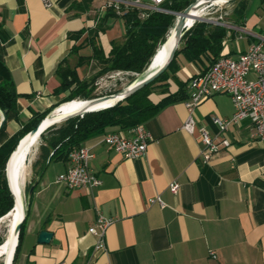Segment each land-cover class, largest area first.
Masks as SVG:
<instances>
[{
	"label": "crops",
	"instance_id": "0c3cea01",
	"mask_svg": "<svg viewBox=\"0 0 264 264\" xmlns=\"http://www.w3.org/2000/svg\"><path fill=\"white\" fill-rule=\"evenodd\" d=\"M46 1L0 0V61L19 95L21 121L67 95V90L55 89L68 70L78 80L95 75L96 61L81 60L91 55L90 31L101 27L93 42L104 56L111 41L122 40L121 19H103L104 0ZM229 25L219 54L235 58L264 37V0H252L241 24ZM206 66L204 58L197 66L178 56L175 71L150 99L157 102L176 91V81L185 82ZM184 100L163 106L142 122L150 140L141 157H122L100 134L85 139L81 145L92 154L88 168L100 180L89 191L55 182L70 165L68 159L45 161L14 264H264V142L252 136L246 119L222 131L212 123L214 115L232 114L225 93L194 107V130L187 133L181 129L187 116ZM199 127L228 141L205 163L199 155ZM18 128L13 119L7 121L8 134ZM170 181L179 185L176 194L167 188ZM156 195L163 206L150 202ZM96 210L115 217L105 230L102 250L93 248L95 237L87 232ZM40 230L51 233L47 243L37 242Z\"/></svg>",
	"mask_w": 264,
	"mask_h": 264
},
{
	"label": "trees",
	"instance_id": "16d2710c",
	"mask_svg": "<svg viewBox=\"0 0 264 264\" xmlns=\"http://www.w3.org/2000/svg\"><path fill=\"white\" fill-rule=\"evenodd\" d=\"M191 1L193 0H164L160 5L163 11L144 10L143 16H140L142 11L134 7L121 8L120 14H116L110 7H106L103 19L107 15H112L119 17L122 21V40L120 42L111 41L109 50L104 56L99 46L93 42L95 33L97 30H101V27L98 26L90 31L91 55L80 59L82 61L89 59L96 61L98 70L95 75L88 80H78L73 76V71L68 70L66 75L61 76V83L55 89V92L67 90V95L48 109L40 112L31 111V115L25 121L18 118L16 99L19 95L15 92L14 86L9 80L7 68L0 61V109L6 111L5 123L0 128V218L11 211V200L3 179V166L18 138L59 103L94 96L91 94L92 82L97 76L107 71H125L135 74L143 71L155 49L162 44L172 27L175 18L174 12L181 11ZM247 1L237 0L231 11L224 17V20L217 21L239 26L245 14ZM226 30L227 28L224 25L215 24L211 21H194L180 40L174 57L166 69L153 81L111 107L85 113L81 117L67 119L41 133L38 154L30 164L32 177L25 186V191L33 178L41 173L45 161L66 160L69 151L80 146L85 139L112 131L109 130L112 128L126 129L142 123L155 115L163 106L187 98L188 94L185 89L187 81H176V91L166 94L157 102H153L149 95L153 92L154 86L165 84L169 77L168 73L175 71L178 56H182L187 62L195 63L197 66H201L202 58H204L207 61V66L201 70L203 72L219 56ZM10 119L16 121L19 128L8 134L6 123ZM22 226L23 223L19 240L22 234ZM2 241L3 236L0 235V244ZM17 249L18 245L12 264H14Z\"/></svg>",
	"mask_w": 264,
	"mask_h": 264
},
{
	"label": "built area",
	"instance_id": "2783aa9c",
	"mask_svg": "<svg viewBox=\"0 0 264 264\" xmlns=\"http://www.w3.org/2000/svg\"><path fill=\"white\" fill-rule=\"evenodd\" d=\"M104 1L105 7H110L116 14H120L121 8L134 7L142 11L140 16H143L144 10L163 11L160 5L164 0ZM44 3L47 5L46 0ZM208 21L230 27L229 24L215 19H208ZM242 32L240 30L237 37H240ZM249 72L254 74L253 78L246 77ZM186 87L189 93L183 104L186 107L187 116L181 129L192 133L195 125L192 115L194 107L215 93H225L231 100L232 114L228 118L214 115L211 117L212 123L219 131H222L246 119L252 128V136L259 142H264V37H258L255 42L249 43L245 50L239 52L235 58L219 54L203 72H196L189 77ZM197 131L201 143L199 155L204 163L221 147L228 145L226 139L212 137L204 127H199ZM100 138L113 151L128 159L141 157L150 140L143 123L123 130L101 133ZM91 157L92 154L85 146L80 145L71 149L68 153L70 165L56 176L55 182L69 189L80 188L85 191L98 186L99 178L88 168V160ZM167 188L170 193L176 194L179 185L176 181H170ZM150 202L163 206L157 195L151 198ZM114 219L115 217L105 216L96 210L93 223L87 227V232L95 237L93 246L95 250L104 249V233ZM210 254L213 258V253Z\"/></svg>",
	"mask_w": 264,
	"mask_h": 264
},
{
	"label": "water",
	"instance_id": "95a60500",
	"mask_svg": "<svg viewBox=\"0 0 264 264\" xmlns=\"http://www.w3.org/2000/svg\"><path fill=\"white\" fill-rule=\"evenodd\" d=\"M222 0H193L187 4L181 11L174 12V21L172 27L169 29L162 47L164 53L159 60L157 66L144 76H141L142 71L128 84L122 88L107 94L95 95L92 97L81 99L82 105L73 111L51 114L53 110L62 103L61 102L52 109H50L37 123L21 137L18 138L15 145L9 152L4 166L3 179L11 200V208L14 210L15 217L10 227V231L3 241L2 260L0 264H12L16 247L19 242V233L21 225L25 220L30 197L35 188L39 175H36L25 191L24 197H19L16 177V163L21 152L27 148L36 138L39 139L41 133L53 125H57L67 119L73 117H81L85 113L98 111L115 105L129 97L135 91L139 90L146 84L153 81L160 73H162L172 58L185 32L190 28L192 23L196 20H207L201 15V12L217 2ZM224 2L226 0H223ZM200 12V13H199ZM141 76V77H140ZM71 101V100H69ZM102 104V105H100ZM6 111L0 109V128L5 123ZM8 212V211H7ZM6 212V213H7ZM51 237V233L46 230H40L37 234L38 243H47Z\"/></svg>",
	"mask_w": 264,
	"mask_h": 264
},
{
	"label": "rangeland",
	"instance_id": "374dc122",
	"mask_svg": "<svg viewBox=\"0 0 264 264\" xmlns=\"http://www.w3.org/2000/svg\"><path fill=\"white\" fill-rule=\"evenodd\" d=\"M252 0H248L247 2V8L250 7ZM237 0H226L223 3H218L212 6H209L205 8L202 12L201 15L203 17H206L207 19L210 20H224V17L227 16V14L231 11L232 7L235 5ZM205 11V12H204ZM224 23V22H222ZM137 74L131 73V72H125V71H107L103 73L100 76H97L93 82H92V95H101V94H107L111 93L113 91H116L129 82H131ZM169 76V73H168ZM157 89V86L153 87V91ZM77 99V98H76ZM40 144V140L38 139L35 148L33 149L32 153L30 154V158L27 161V166L25 170V179L23 183V195L25 194V186L29 183L32 174H31V168L30 164L36 158L38 154V146ZM35 150V151H34ZM24 197V196H23ZM4 222H0V235L3 236L5 235L6 232V227L4 226Z\"/></svg>",
	"mask_w": 264,
	"mask_h": 264
},
{
	"label": "bare ground",
	"instance_id": "6f19581e",
	"mask_svg": "<svg viewBox=\"0 0 264 264\" xmlns=\"http://www.w3.org/2000/svg\"><path fill=\"white\" fill-rule=\"evenodd\" d=\"M223 2L224 1L222 0V1L217 2V4L223 3ZM161 45L162 44L158 45L157 48L155 49V51H154L152 57L150 58L148 64L143 69V71H142L143 73L141 74V76L146 75L147 73L152 71L157 66L159 60L161 59V57L164 53V48ZM81 105H82L81 99H74L72 101L60 104L59 106H57L53 110V112L51 114L73 111V110L78 109ZM100 105H102V104H100ZM37 141H38V138H36L29 146H27V148H25L21 152V154L19 155V157L17 159L16 177H17V187H18V193H19L18 195L20 198H22V196H24L23 195V182H21V181H23L25 178V170H26V166H27V161L30 158L29 156L32 153L33 149L35 148ZM20 176H22V178H23L21 181H19ZM14 217H15L14 210L11 209L10 212H8L5 216L0 218V222H4L5 223L4 226L6 227V229H5L6 232H5L3 241L6 239L8 233L10 231V227L12 225ZM3 241H2V243H3ZM2 243L0 244V262L2 260V251H3V244Z\"/></svg>",
	"mask_w": 264,
	"mask_h": 264
}]
</instances>
